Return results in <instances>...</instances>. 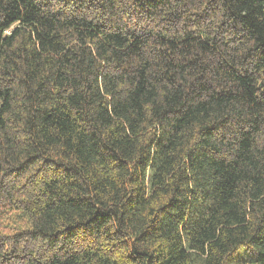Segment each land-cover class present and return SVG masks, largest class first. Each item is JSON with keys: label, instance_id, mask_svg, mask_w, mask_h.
Returning <instances> with one entry per match:
<instances>
[{"label": "trees", "instance_id": "obj_1", "mask_svg": "<svg viewBox=\"0 0 264 264\" xmlns=\"http://www.w3.org/2000/svg\"><path fill=\"white\" fill-rule=\"evenodd\" d=\"M0 264H264V0H0Z\"/></svg>", "mask_w": 264, "mask_h": 264}]
</instances>
